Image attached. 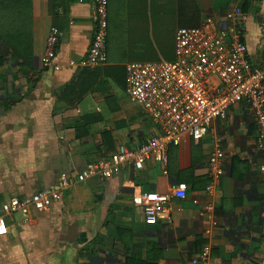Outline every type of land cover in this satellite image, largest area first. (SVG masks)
<instances>
[{
  "label": "crops",
  "instance_id": "0c3cea01",
  "mask_svg": "<svg viewBox=\"0 0 264 264\" xmlns=\"http://www.w3.org/2000/svg\"><path fill=\"white\" fill-rule=\"evenodd\" d=\"M140 1L128 9L123 42L113 43L109 20L103 64L80 63L96 28L94 0H33L30 66L0 42V213L11 197L59 190L63 173L75 178L88 163L161 132L129 96L126 64L175 59L179 28L213 16L240 33L252 64L264 68V0L245 12L243 0ZM229 11L238 14L234 26ZM51 26L63 32L53 60L59 69L42 65ZM217 147L227 170L209 194L208 162ZM167 153V163L150 159L140 170L74 181L45 211L30 206L6 216L0 264H192L207 242L215 264H264V152L251 109L236 102L202 139L188 136ZM179 183L187 184V197L173 198L170 217L148 225L133 195L166 193ZM208 202L216 227L201 216Z\"/></svg>",
  "mask_w": 264,
  "mask_h": 264
},
{
  "label": "built area",
  "instance_id": "2783aa9c",
  "mask_svg": "<svg viewBox=\"0 0 264 264\" xmlns=\"http://www.w3.org/2000/svg\"><path fill=\"white\" fill-rule=\"evenodd\" d=\"M93 10L96 28L88 53L80 62L82 66L108 61L109 0H94ZM226 17L233 26L239 18L235 11H229ZM62 35L57 26H51L42 58L44 68L61 67L53 60ZM126 72L129 96L159 124L161 132L136 148L122 146L108 157L88 163L75 178L63 173L59 190L37 191L27 199L11 197L1 207L0 236L9 232L6 216L30 206L38 211L47 210L54 200L61 198V189L74 181L91 177L105 180L126 166L140 170L150 159L167 163L169 145L181 144L188 136L202 139L213 121L226 117L236 102L242 101L251 109L256 121V147L264 152V68L252 64L248 45L240 33L230 26H221L215 17L207 16L199 26L176 31L175 59L130 62ZM208 165L213 180L207 185V192L213 194L215 184L220 183L227 170L221 147L211 153ZM187 190V184L179 183L166 193L141 191L133 195L132 201L142 207L145 222L155 225L170 217L171 200L185 199ZM215 210L213 202L201 209V216L211 227L219 224ZM192 264H215L211 242L203 245Z\"/></svg>",
  "mask_w": 264,
  "mask_h": 264
},
{
  "label": "trees",
  "instance_id": "16d2710c",
  "mask_svg": "<svg viewBox=\"0 0 264 264\" xmlns=\"http://www.w3.org/2000/svg\"><path fill=\"white\" fill-rule=\"evenodd\" d=\"M254 1L243 0L242 11L250 10ZM32 12L33 0H0V42L11 49L12 55L23 67L30 66L34 59L30 50Z\"/></svg>",
  "mask_w": 264,
  "mask_h": 264
},
{
  "label": "rangeland",
  "instance_id": "374dc122",
  "mask_svg": "<svg viewBox=\"0 0 264 264\" xmlns=\"http://www.w3.org/2000/svg\"><path fill=\"white\" fill-rule=\"evenodd\" d=\"M113 7L110 13V30L114 44L123 42L126 38V27L128 25V9L133 4L141 3L140 0H112ZM142 5V4H141ZM170 29V28H168Z\"/></svg>",
  "mask_w": 264,
  "mask_h": 264
}]
</instances>
